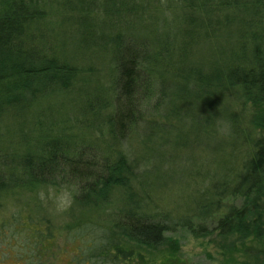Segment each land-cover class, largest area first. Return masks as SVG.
Returning <instances> with one entry per match:
<instances>
[{
  "label": "trees",
  "instance_id": "16d2710c",
  "mask_svg": "<svg viewBox=\"0 0 264 264\" xmlns=\"http://www.w3.org/2000/svg\"><path fill=\"white\" fill-rule=\"evenodd\" d=\"M188 123L231 163L175 215L156 170ZM65 181L87 264H190L179 230L264 264V0H0V223L35 254L59 225L7 201Z\"/></svg>",
  "mask_w": 264,
  "mask_h": 264
},
{
  "label": "rangeland",
  "instance_id": "374dc122",
  "mask_svg": "<svg viewBox=\"0 0 264 264\" xmlns=\"http://www.w3.org/2000/svg\"><path fill=\"white\" fill-rule=\"evenodd\" d=\"M60 102L59 99H56L46 104L59 106ZM71 108L70 106L62 108L61 114L67 115ZM184 126L177 134H182V139L187 140L188 145L186 147L178 146L174 150L167 148L166 151L171 156L176 155V157L171 158V163L161 164L156 170L157 175H159L156 184V194H159V202L168 211L172 210L175 215L181 214V212L184 213V209L191 207L200 197L198 191L203 186L208 185L199 177L201 174L212 175L214 172L222 171V166L231 163L228 154H219L214 151L215 143L208 137L205 129L198 128L191 123ZM159 148L161 146L157 149ZM157 149L155 153H161V150ZM62 186L69 187L72 192L71 206L65 211H57L51 200L42 201L39 198V191L44 190L47 194L49 187L40 186L32 191H24L19 196L18 205L10 200L7 201L10 203L5 208L7 213L25 208V211L35 215L36 222H40L43 217H47L58 224L60 230L55 231L56 237L50 244L51 252L43 251L38 255L35 254L36 248L33 246V235L30 234V238L27 239V235L20 229L19 232L14 233L10 225H3L1 222L0 264H87L86 261L82 260L81 255H77V253H83L82 240H84V237L73 241L77 231L71 234L68 233L66 225L78 223L83 218H94L96 213L86 205L72 207L76 193L67 185V181L60 184L57 182L56 186L52 187L59 190ZM166 236L179 241L182 255L190 264H244L243 262L247 261V258L241 254H225L210 237H197L186 230L171 232Z\"/></svg>",
  "mask_w": 264,
  "mask_h": 264
},
{
  "label": "clouds",
  "instance_id": "9594fccd",
  "mask_svg": "<svg viewBox=\"0 0 264 264\" xmlns=\"http://www.w3.org/2000/svg\"><path fill=\"white\" fill-rule=\"evenodd\" d=\"M38 195L42 201L51 200L57 211L67 210L72 203V192L67 186H62L59 190L49 186L47 194L44 190H41Z\"/></svg>",
  "mask_w": 264,
  "mask_h": 264
}]
</instances>
